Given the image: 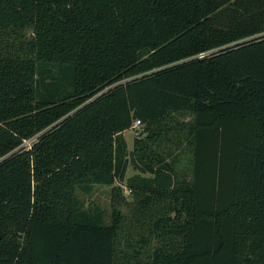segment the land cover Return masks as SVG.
Segmentation results:
<instances>
[{"label":"trees","instance_id":"trees-1","mask_svg":"<svg viewBox=\"0 0 264 264\" xmlns=\"http://www.w3.org/2000/svg\"><path fill=\"white\" fill-rule=\"evenodd\" d=\"M0 264H264V0H0Z\"/></svg>","mask_w":264,"mask_h":264},{"label":"rangeland","instance_id":"rangeland-1","mask_svg":"<svg viewBox=\"0 0 264 264\" xmlns=\"http://www.w3.org/2000/svg\"><path fill=\"white\" fill-rule=\"evenodd\" d=\"M27 33V34H26ZM29 37L30 32L29 31H22L20 35H18V38L22 39L24 37ZM212 51H208L205 53H201L199 55L200 58H207L210 57ZM173 125L174 129L173 131H157L160 134V137L158 139V142L160 141V144L164 143V146L166 147V151L161 150V152H158L156 150L155 154H153L151 157H156L154 158L155 161H153V166L157 167L161 164L162 159L164 158V161H167L169 163H173L175 165V169L177 172L182 175V173H186L185 171L187 170V166L189 165L190 158L184 154V156H181L180 159L174 160L173 157L178 153L177 150V143H178V138L177 135H181L180 137L183 136V133H179V129H189L191 128L193 124V115L187 112H179V113H173L170 115H167L165 118H163L161 121H159L156 125ZM147 132V127L146 125H140L139 127H132V129H129L124 133V137L128 143V151L133 150V145L134 141L137 138L143 139L146 136ZM154 130H152L151 133H153ZM163 133H167V135L171 136V140L169 142H165V139L161 137ZM36 142V139L28 140L23 144V148L26 150H29L33 147L34 143ZM169 143V144H168ZM168 144V145H166ZM148 150V149H147ZM166 159V160H165ZM148 162V161H146ZM152 163V162H151ZM150 164V163H149ZM144 165V164H143ZM139 173L135 171L133 166H129L126 180L124 183H119L116 182L114 186H103V185H95L94 189L91 193L86 194L82 192L80 189H76L74 192V195L82 202L85 208H93V207H99L102 209L105 217V222L107 224L111 223L112 220V212H113V188L116 187V189H119L122 192V198L121 200L122 205H119L118 208L123 212V214L126 215V219L128 221V224H131V216L132 213L134 212V205L135 203L133 202V193L132 190L129 189V185H131L134 181L135 176H138ZM145 177H153L151 174L146 175ZM134 203V204H133ZM157 243H153L155 245Z\"/></svg>","mask_w":264,"mask_h":264},{"label":"built area","instance_id":"built-area-1","mask_svg":"<svg viewBox=\"0 0 264 264\" xmlns=\"http://www.w3.org/2000/svg\"><path fill=\"white\" fill-rule=\"evenodd\" d=\"M140 125H142V123H141V121H135V123H134V127L136 128V127H139Z\"/></svg>","mask_w":264,"mask_h":264},{"label":"crops","instance_id":"crops-1","mask_svg":"<svg viewBox=\"0 0 264 264\" xmlns=\"http://www.w3.org/2000/svg\"><path fill=\"white\" fill-rule=\"evenodd\" d=\"M128 144V143H127ZM134 144H135V141H134ZM133 148H134V145H133Z\"/></svg>","mask_w":264,"mask_h":264}]
</instances>
